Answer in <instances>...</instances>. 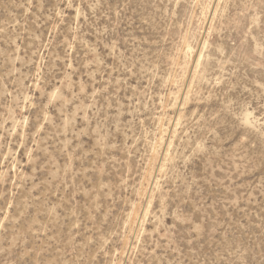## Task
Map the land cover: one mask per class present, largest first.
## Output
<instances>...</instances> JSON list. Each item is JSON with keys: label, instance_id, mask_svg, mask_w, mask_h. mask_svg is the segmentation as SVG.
I'll use <instances>...</instances> for the list:
<instances>
[{"label": "rangeland", "instance_id": "obj_1", "mask_svg": "<svg viewBox=\"0 0 264 264\" xmlns=\"http://www.w3.org/2000/svg\"><path fill=\"white\" fill-rule=\"evenodd\" d=\"M0 264H264V0H0Z\"/></svg>", "mask_w": 264, "mask_h": 264}]
</instances>
